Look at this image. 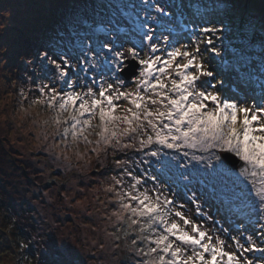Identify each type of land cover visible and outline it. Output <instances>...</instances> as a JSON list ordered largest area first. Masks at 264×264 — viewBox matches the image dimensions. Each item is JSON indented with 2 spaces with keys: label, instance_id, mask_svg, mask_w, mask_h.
I'll use <instances>...</instances> for the list:
<instances>
[{
  "label": "snow or ice",
  "instance_id": "obj_1",
  "mask_svg": "<svg viewBox=\"0 0 264 264\" xmlns=\"http://www.w3.org/2000/svg\"><path fill=\"white\" fill-rule=\"evenodd\" d=\"M56 3L45 21L16 0L0 46L37 95L79 112L74 129L96 116L105 142L125 139L135 264H264V0ZM41 243L15 247L80 264Z\"/></svg>",
  "mask_w": 264,
  "mask_h": 264
},
{
  "label": "rangeland",
  "instance_id": "obj_2",
  "mask_svg": "<svg viewBox=\"0 0 264 264\" xmlns=\"http://www.w3.org/2000/svg\"><path fill=\"white\" fill-rule=\"evenodd\" d=\"M27 4L34 17L45 21L58 8L56 0ZM17 11L16 0L0 5V34L12 29ZM6 49L8 67L0 61V264H17L18 259L19 264H36L20 256L15 243L37 232L43 241L39 248L78 257L80 264H130V237L139 228L124 207L131 203L125 195L130 189L122 186L124 174L115 172L124 162L114 159L125 151V139L105 142L96 116L74 129L79 112L61 109L52 91L37 95L30 81L20 79L19 60L7 39L0 56ZM59 149L68 154V163L63 154L57 158ZM88 157L93 159L87 162Z\"/></svg>",
  "mask_w": 264,
  "mask_h": 264
},
{
  "label": "clouds",
  "instance_id": "obj_3",
  "mask_svg": "<svg viewBox=\"0 0 264 264\" xmlns=\"http://www.w3.org/2000/svg\"><path fill=\"white\" fill-rule=\"evenodd\" d=\"M56 147L58 148V146H56ZM46 151H47V149H46ZM61 154L64 155V161H65V163H68V162H69V156H68L67 153H64V152H63V149H59V150L57 151V158L59 159L60 156H61ZM92 159H93L92 157H88V158H87V162H90Z\"/></svg>",
  "mask_w": 264,
  "mask_h": 264
},
{
  "label": "trees",
  "instance_id": "obj_4",
  "mask_svg": "<svg viewBox=\"0 0 264 264\" xmlns=\"http://www.w3.org/2000/svg\"><path fill=\"white\" fill-rule=\"evenodd\" d=\"M135 230V232H133L132 233V235L133 234H135V235H137V236H140L141 235V233H140V231H139V229L137 230V229H134ZM131 235V236H132ZM127 253V255H128V252H126ZM130 256H128L129 258L127 259L128 261H130V264H135V256L133 255V253H132V251L130 252V254H129ZM125 262V261H124ZM134 262V263H133ZM125 264H126V262H125Z\"/></svg>",
  "mask_w": 264,
  "mask_h": 264
}]
</instances>
